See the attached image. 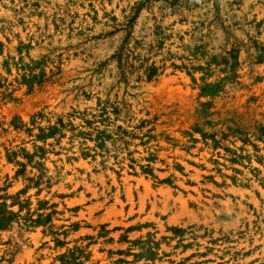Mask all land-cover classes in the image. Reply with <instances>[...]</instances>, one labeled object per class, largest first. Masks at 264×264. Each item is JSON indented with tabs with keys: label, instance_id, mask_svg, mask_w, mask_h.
I'll return each instance as SVG.
<instances>
[{
	"label": "rangeland",
	"instance_id": "obj_1",
	"mask_svg": "<svg viewBox=\"0 0 264 264\" xmlns=\"http://www.w3.org/2000/svg\"><path fill=\"white\" fill-rule=\"evenodd\" d=\"M0 264H264V0H0Z\"/></svg>",
	"mask_w": 264,
	"mask_h": 264
},
{
	"label": "bare ground",
	"instance_id": "obj_2",
	"mask_svg": "<svg viewBox=\"0 0 264 264\" xmlns=\"http://www.w3.org/2000/svg\"><path fill=\"white\" fill-rule=\"evenodd\" d=\"M127 176H128V175H127ZM121 178H122V177H121ZM138 180H139V181H143V178L141 177V178H139ZM115 184H116V186L119 185V184H117V183H115ZM144 185H145V183H144ZM147 189H148V191H150V190H149V187H147ZM115 193H116V192H115ZM117 193H118V192H117Z\"/></svg>",
	"mask_w": 264,
	"mask_h": 264
}]
</instances>
